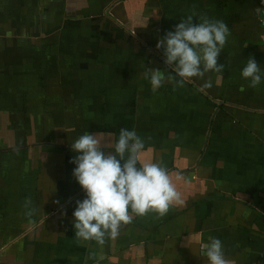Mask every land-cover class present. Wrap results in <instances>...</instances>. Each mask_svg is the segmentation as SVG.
<instances>
[{
  "label": "crops",
  "instance_id": "1",
  "mask_svg": "<svg viewBox=\"0 0 264 264\" xmlns=\"http://www.w3.org/2000/svg\"><path fill=\"white\" fill-rule=\"evenodd\" d=\"M188 15L228 26L224 69L153 92L145 69L175 75L156 45ZM249 57L264 73V0H0V264H207L210 236L234 264H264V77L242 78ZM122 128L180 202L102 247L77 241L70 145Z\"/></svg>",
  "mask_w": 264,
  "mask_h": 264
},
{
  "label": "clouds",
  "instance_id": "2",
  "mask_svg": "<svg viewBox=\"0 0 264 264\" xmlns=\"http://www.w3.org/2000/svg\"><path fill=\"white\" fill-rule=\"evenodd\" d=\"M229 35L228 26L221 20L202 16L199 23L193 24V15H188L156 45L157 49H163L164 63L167 68L174 67L175 75L165 78L159 70L145 69L144 78L149 79L155 92L165 81L175 88L182 87L190 78H203L209 72L222 73L224 65H218L217 59ZM241 76L250 81L249 87L256 88L264 73L249 57ZM212 86L208 79L202 90ZM112 136L110 132L85 133L70 145L78 153L69 161L75 165L72 176L86 197L76 202L73 212L75 239L95 242L101 247L106 237L115 239L133 216L151 212L162 217L174 203L180 202V194L166 167L158 162L141 163L145 144L134 130L120 129L115 141ZM108 148L112 151H107ZM25 207V215H33L30 200ZM200 247L207 264H234L225 257L220 239L210 236Z\"/></svg>",
  "mask_w": 264,
  "mask_h": 264
}]
</instances>
